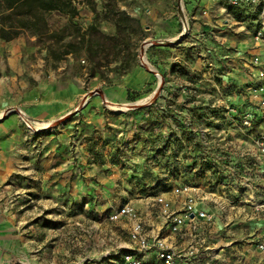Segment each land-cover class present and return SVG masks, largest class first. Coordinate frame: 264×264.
Returning a JSON list of instances; mask_svg holds the SVG:
<instances>
[{"label":"rangeland","instance_id":"1","mask_svg":"<svg viewBox=\"0 0 264 264\" xmlns=\"http://www.w3.org/2000/svg\"><path fill=\"white\" fill-rule=\"evenodd\" d=\"M213 2L214 5H202L199 10L196 7L187 12L184 10V15L180 0L78 1L72 14L48 12L45 34L25 30L11 41L0 39L2 46L9 42L16 47L14 54L9 51L10 44L0 48V78L10 77L16 80V85L21 89L36 90L39 87L64 85L80 78L87 93L99 88L95 85H125L130 101L119 103L107 100L105 113L113 121L111 126L117 128L118 121L125 123L126 133L115 132V140L113 136L106 135L105 141L111 142L109 150L98 146L95 134L82 137L80 142L91 156L90 160L103 166V172L108 175L120 168H131L133 164L130 162L143 158L155 162L169 157L167 161L171 163L173 153L169 152L170 149L198 143L199 152L209 154L212 151L210 159L214 172L207 169L201 172L202 176L208 173L207 176L200 177L197 173L195 178L186 175L173 178V181L175 185L193 179L206 182L209 173H217V176L223 173L225 163L215 157L225 153V150L221 151L224 143L242 146L228 149L229 153H233L228 156L236 155L237 149L239 155H251L254 145L257 149V139L264 135V112L251 100V87L255 83L245 81L240 84L232 79L238 74L234 69L242 63L240 59H249L241 56L239 45L246 36L252 37L256 25L249 24L244 12L235 10L225 2ZM117 10L125 11L135 20L127 21L125 18L119 26V14H115ZM164 25L172 27L165 36L159 30ZM114 35L121 37L117 48L107 39ZM175 39L179 41L172 44L162 42ZM152 40L166 45H149V42H145ZM143 43L145 50L141 61ZM245 54L249 56L250 53ZM11 60L14 64L9 63ZM126 63L131 65L128 72L124 69ZM248 65L255 67L252 61ZM150 68H155L164 77L161 92L154 102L132 109L141 105L135 104L139 100H144L143 104L149 102L158 86L159 77ZM145 73L150 76V82L144 81L145 87L131 86L138 84ZM234 107L237 110L235 113L230 110ZM250 108L254 111L251 110L250 116H247ZM13 112L24 114V111ZM60 118L52 121L31 118L37 122L32 131L21 118L23 141H35L37 148L43 136L53 129V125L42 126L43 123L52 124ZM125 173L128 174L127 178L132 176L128 170ZM263 181L259 179L256 183L260 186ZM166 182L158 180L155 175L149 187L145 183L139 193L120 197L117 199L118 205L133 204L145 222V207L151 211V216L157 218L160 213L155 197L160 193L173 197L175 186L172 181ZM208 186L211 187L210 184ZM232 192L222 194L218 199L219 204L234 205L240 196ZM74 193L70 190L65 193L62 203H56L49 193L41 196L30 192L32 197L28 191L24 193L21 199L24 207L20 212L28 223L36 224L39 237L32 246L35 250L30 246V259L25 264H118L111 260L108 253L115 248L121 252L127 250L119 248V244L129 238L131 220H112L110 215L116 208L95 205L93 196L78 197ZM39 198L48 199L50 206L32 220L31 210ZM62 204L67 208L65 212L60 210ZM219 204L216 202L217 206ZM175 206H178L177 202ZM229 211L235 219V210ZM24 234L29 235L28 229Z\"/></svg>","mask_w":264,"mask_h":264},{"label":"crops","instance_id":"2","mask_svg":"<svg viewBox=\"0 0 264 264\" xmlns=\"http://www.w3.org/2000/svg\"><path fill=\"white\" fill-rule=\"evenodd\" d=\"M212 1L181 0V5L183 4L181 7L184 15H186L184 10L187 12L194 7L199 10L202 5H214L215 3H212ZM235 10L247 14L250 21L249 24H255L250 8L245 6ZM170 26L166 27L164 25L160 27L161 35L169 34L168 32L172 30ZM7 44L10 45L8 46ZM3 46H8L12 54L16 51V47L12 43L7 42ZM3 46L0 44V48ZM239 48L242 52L241 56H247L249 59H240V62L244 64L239 63L237 65L234 70L238 74H235L232 79L238 80L237 82L240 84H244L245 81L251 84V78L256 74L257 68H250L248 62L253 61V55L261 51L255 48L253 38L247 36L240 43ZM245 53L250 54L248 56ZM9 63L14 64V61L11 60ZM0 79V264H25V261L30 259L29 251L31 249L35 250L32 247L33 244H36V241L39 240L36 234V224L33 222H29V224L28 220L20 212L24 207L21 204V199L27 191L31 197L30 192L41 196L49 193L56 203H62V196L70 190L72 193L75 192L74 194L78 197L84 195L93 196L95 205L102 204L103 207L117 208L120 205H118L117 199L122 196H129V193H139L141 186L145 183L146 187H149L155 175L158 176V180L162 179L167 181L166 183L172 181L173 186H176L173 177L169 175V165L171 163L167 161L168 157L155 162L147 158H143V161L139 159L135 162H130L133 164L131 168L122 169L123 171L120 168L113 174L106 175L103 172L104 167L90 160L91 156L85 151L84 145L80 142L82 137L95 134L99 141L98 146L109 150L111 142H106L105 136L111 135L115 140V132L118 134L126 133L125 123L121 124L118 121L117 128L111 126L113 121L105 113L107 106L104 102V99L119 103L130 101L128 100L129 94L125 85H95L94 87H99L103 90L105 98L95 94L77 108L87 94L84 82L80 78H75L64 85L39 87L38 90L34 88L21 89L19 85H16V80L10 79V77L2 76ZM144 81L150 82L148 73L141 77L138 84L131 86L135 88L145 87ZM10 100L13 101L10 102ZM13 107L22 109L31 118L43 121H52L73 110L76 111L65 121L66 123L53 126V129L43 136L36 148V145H34L35 141L33 143L31 141H23L24 131L21 116L13 111L7 114L2 112ZM190 148L191 145L187 149ZM234 148H242V146L224 143L221 151L225 150V153L218 154L215 158L224 161V157H228V154H233L227 150H234ZM237 150L235 154L239 156ZM180 152L182 153L183 151L181 150ZM211 153L212 151L208 154L210 157L212 156ZM251 155H257L255 145L251 150ZM193 162L192 158H182V154H180V167L190 165ZM165 164H168V166ZM125 170L132 173L130 178H127L128 174L125 173ZM243 174L245 173L243 172ZM253 183L255 184L256 181L254 180ZM177 184L179 183L177 182ZM255 185H258V183ZM152 186H154V183ZM201 189L205 193H210L208 186H201ZM234 190V194L236 196L237 194L239 195L236 188ZM257 192L264 194V183L259 186ZM248 193L250 191H246L241 195L245 196ZM205 195H209V199H206L203 206L216 214L217 225L220 229L224 221L233 219L232 213L226 207V203L222 202L221 206L219 204L220 207L216 205L217 201L218 203L220 202L218 199L222 197L221 194L216 195V197L210 194ZM222 205L225 208L221 209ZM49 206L48 199L39 198L31 210L33 214L31 219L33 220L41 215V212L47 210ZM59 207L63 212H65V209L67 210L64 204ZM144 212H146V216H144L146 226L151 233L163 232V235L176 248H184L191 243V234L187 229H185L184 234H170L162 230L163 221L160 216L157 218L151 216V211L148 210V207H145ZM124 219L128 218L123 217L117 222ZM26 227L29 233L28 236L24 234L25 230H27ZM202 229H200L201 232ZM130 230L131 227L129 229V238L123 239L119 244V248L128 249L131 247ZM238 233L241 234L240 232ZM238 233L236 234L238 235ZM226 237V233L213 234L210 241L214 245H223L230 240V238ZM117 252L121 251L115 248L108 253L111 260L115 262L117 261L114 256ZM26 264L28 263L26 262Z\"/></svg>","mask_w":264,"mask_h":264},{"label":"built area","instance_id":"3","mask_svg":"<svg viewBox=\"0 0 264 264\" xmlns=\"http://www.w3.org/2000/svg\"><path fill=\"white\" fill-rule=\"evenodd\" d=\"M214 1L225 2L234 9L245 6L251 9L256 25L252 36L253 43L255 48L261 51L255 54L252 61L257 73L251 78V82L255 83L251 87V100H254L264 112V0ZM230 110L233 113L237 112L235 107ZM251 110L254 111L250 108L247 116H250ZM20 116L31 131L35 130L36 121L25 113ZM246 122L250 124L248 120ZM256 145L257 155L247 153L224 157L223 173L218 176L217 173H209L205 178L206 182H201L200 179L181 182L173 188L172 198L167 197L166 193H160L155 197L154 201L158 205L163 221L162 230L170 234H184L187 229L192 238L187 247L176 248L161 231L151 233L133 204L125 203L114 209L110 215L112 220L117 221L126 217L132 222L131 247L115 254L117 263L264 264V194L258 193L259 186L253 183L254 180L264 179V135L257 139ZM202 154L205 156L204 160L209 156L208 153ZM204 184L211 185L208 186L210 193L203 192L201 186ZM231 188L234 192L236 188L240 197H243L241 195L243 191L250 193L246 194L248 196L245 199L239 197L234 201V205H226L228 210H235V219L224 221L219 229L216 214L203 206L206 199H209V195L205 194L216 197L220 193L222 196L231 193ZM176 202L180 206H175ZM222 208L225 206L222 205ZM234 232H240L242 235ZM219 233H226V238L230 240L223 245H214L210 241L211 237Z\"/></svg>","mask_w":264,"mask_h":264},{"label":"trees","instance_id":"4","mask_svg":"<svg viewBox=\"0 0 264 264\" xmlns=\"http://www.w3.org/2000/svg\"><path fill=\"white\" fill-rule=\"evenodd\" d=\"M78 1L90 3L92 0H0V39L11 41L25 30H30L33 34H45L47 32L46 14L51 11L72 14ZM115 14H119V26H121L122 20L125 18L127 21L135 20L125 11L117 10ZM120 38L116 35L107 37L115 48L119 46ZM124 69L126 72L130 71L131 65L126 63ZM190 145L191 148L187 149ZM199 148L200 145L198 143H189L186 146L178 145L174 149H170L169 152L173 154L171 156L172 162L169 165V175L174 179L182 178L183 176L195 178L197 173L200 177L205 176L206 174L202 176L203 173L201 172H205L207 169H213L214 172L215 168L212 159H210L211 157L207 156V159L204 160L205 156H203L202 152H199ZM181 150L183 151L182 153L180 152ZM180 154H182V158H192L194 162L180 167Z\"/></svg>","mask_w":264,"mask_h":264},{"label":"bare ground","instance_id":"5","mask_svg":"<svg viewBox=\"0 0 264 264\" xmlns=\"http://www.w3.org/2000/svg\"><path fill=\"white\" fill-rule=\"evenodd\" d=\"M180 9H181V11L183 12V9H182V7H180ZM185 34V33H184ZM181 38V37H180ZM180 38H179V40H180ZM176 41H179V40H177V39H175ZM175 40H173V41H175ZM145 42H149V45H152V44H165V43H162V42H166V44H168L167 43V41H162V42H158V43H156V41L155 40H152V41H145ZM144 42V43H145ZM152 42V43H151ZM148 45V46H149ZM147 46V47H148ZM144 47V46H143ZM142 58H143V56H142ZM145 59H146V57H145ZM145 62H147V60H145ZM143 63V62H142ZM144 64V63H143ZM145 65V64H144ZM145 67L147 68V65H145ZM150 70L152 71V72H156V69L154 68V69H152V68H150ZM154 70V71H153ZM156 75H157V73H156ZM158 77H159V82H158V86H157V88H156V90L154 91V95H153V97L151 98V100L149 101V102H146L145 104H143V102H144V100H139V101H137L135 104H141L140 106H144V105H148L150 102H154L157 98H158V91H159V88H160V85H161V83H163L162 82V79H161V77L159 76V75H157ZM87 97H88V95L86 94L85 95V97L83 98V100L81 101V103L77 106V108L78 107H80L83 103H85V101L87 100ZM106 102H108L107 100H106ZM137 107H139V106H137ZM132 108H135V107H132ZM14 110V109H13ZM18 112H23L22 111V109H19V108H17L16 109ZM74 111V110H73ZM73 111H71V112H73ZM71 112L70 113H68V114H66V115H64V116H62L60 119H58L56 122H53L52 124L51 123H43V125L42 126H51V125H57L61 120H63V119H65L66 117H68L70 114H71ZM8 112L6 111V114H7Z\"/></svg>","mask_w":264,"mask_h":264},{"label":"water","instance_id":"6","mask_svg":"<svg viewBox=\"0 0 264 264\" xmlns=\"http://www.w3.org/2000/svg\"><path fill=\"white\" fill-rule=\"evenodd\" d=\"M182 2H181V0H180V4H181ZM185 34H181V38L184 36ZM181 38H180V40H181ZM175 42H178V41H168V44H172V43H175ZM158 45H166V44H158ZM144 43L142 44V48H141V50H140V58H141V61H142V56L144 55ZM154 71V70H153ZM157 73V75H159L160 77H161V79H162V82L163 83H161V85H160V88H159V91H158V96H159V94H160V92H161V89H162V87H163V84H164V77H163V75L158 71V70H156V72H155V74ZM95 94H98V95H100L102 98H105V95H104V93H103V90L102 89H100V88H98V89H94V90H92V91H90V92H88L87 93V95H88V97H87V100L91 97V96H93V95H95ZM86 100V101H87ZM85 101V102H86ZM104 102H106V99H104ZM150 103H152V102H150ZM145 106V105H144ZM141 107H143V106H139V107H135V108H141ZM79 108V107H78ZM14 109V110H13ZM17 109V107H13V108H10L9 110H7V112H10V111H15ZM133 109V108H132ZM76 110H74L73 112H71V114L68 116V117H66L65 119H63V120H61L59 123H58V125L60 124V123H62V122H64V121H66L70 116H72L73 114H74V112H75ZM191 216H193V214L191 215Z\"/></svg>","mask_w":264,"mask_h":264}]
</instances>
